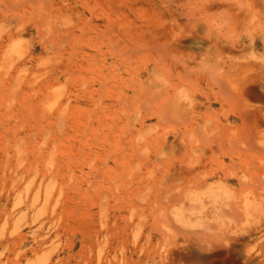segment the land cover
Segmentation results:
<instances>
[{
    "label": "rangeland",
    "instance_id": "obj_1",
    "mask_svg": "<svg viewBox=\"0 0 264 264\" xmlns=\"http://www.w3.org/2000/svg\"><path fill=\"white\" fill-rule=\"evenodd\" d=\"M195 36L259 45L233 68ZM262 40L264 0H0V264L219 263L224 238L244 239L237 264L264 252L256 216H230L264 198V143L239 155L249 107L215 84L263 70ZM219 123L233 154L209 146Z\"/></svg>",
    "mask_w": 264,
    "mask_h": 264
},
{
    "label": "bare ground",
    "instance_id": "obj_2",
    "mask_svg": "<svg viewBox=\"0 0 264 264\" xmlns=\"http://www.w3.org/2000/svg\"><path fill=\"white\" fill-rule=\"evenodd\" d=\"M65 34L64 31H61V35L63 36ZM129 35V34H128ZM127 35V36H128ZM129 37L131 38V36H128L127 39H129ZM133 37V36H132ZM208 37V36H207ZM133 38H131L132 40ZM219 38H212V37H209V38H206L204 36H195L192 38V40L194 42H199L201 41L202 43L203 42H206V45L207 46L205 49H206V52L205 53H209V52H212L214 53L215 55L219 56L220 54H223V53H227L228 55H230V60H231V65L233 68H238V59L240 58L239 57V53L243 52L244 49H246V47H249V48H253V49H258V43L255 41V40H250V42L247 44V42H241V41H238L236 43H229L225 40H218ZM130 40V39H129ZM261 41V40H260ZM262 49L264 50V40H262V43L260 44ZM86 54V53H85ZM87 56V55H86ZM31 58H33V56H31ZM26 60H24L23 62H25ZM27 63V62H26ZM25 64V63H24ZM246 71L244 72V74L238 79V83H236V77H233L232 78V75H228V74H220L216 81H215V84L217 85V88H218V91H219V98L220 99H223L224 96L226 95H232L236 98H238L239 100H241V102H245L246 105L249 107L247 109H242V107L240 106V111H237L236 113V118L241 121V123H245V124H248V128H249V131L252 135V139H253V144L250 143V146L247 144L246 147L243 148V151L244 153H237L239 154L241 157L243 156H248L253 152L257 151V150H254L256 149L257 147H259V145L261 143H264V69L261 70V67H258L256 68V70H254L253 68L251 69L250 66H246ZM227 78H225V77ZM231 79V82L230 80L228 79L229 77ZM249 101H259L261 102L262 104L259 105V106H255V107H251L249 106ZM124 110V109H123ZM134 111V110H133ZM132 111V112H133ZM123 112V111H122ZM130 112V114L132 113ZM125 113V112H124ZM133 114V113H132ZM136 114V112H135ZM124 115V114H123ZM126 116V113L125 115ZM130 115H128L129 117ZM65 117V116H64ZM127 117V116H126ZM55 121H61L60 118L57 116L55 118ZM122 120H120V123H121ZM126 121H129L128 119ZM118 123V124H120ZM125 124V123H124ZM127 124V123H126ZM117 125V124H116ZM122 125H123V122H122ZM121 125V126H122ZM128 125V124H127ZM132 127V125H129ZM116 128L119 129L120 125L117 127L115 126ZM124 127V125H123ZM123 127H122V133H123ZM115 128V129H116ZM125 128H128V127H125ZM133 128V127H132ZM227 128V125L224 124V123H219L218 124V128H217V133L214 134L213 140H211V144H209V146L211 147V149H214V148H224L226 152L224 153H228L229 151L233 154V152H236L232 147H228L227 145L224 144V141H225V137H224V131L226 130ZM133 129H136L135 126ZM136 130H139V129H136ZM135 132H138L136 131ZM126 131V130H125ZM128 131H129V128H128ZM126 131V132H128ZM119 132V130H118ZM117 133V132H116ZM2 134V133H1ZM121 134V133H120ZM128 134V133H127ZM133 134L135 135V133L133 132ZM133 134H131V132H129V136L131 137L134 136ZM137 134V133H136ZM3 135V134H2ZM116 135V134H115ZM118 137L120 138L121 135L117 134ZM124 136V134L121 136V138ZM126 136V135H125ZM124 136V137H125ZM117 137V136H116ZM123 137V139H124ZM128 138V136H126ZM4 138V136H3ZM118 138V139H119ZM120 138V139H121ZM133 138V137H132ZM1 139V138H0ZM116 138H114V140H118ZM131 139V138H130ZM113 140V144H114V147L115 149L118 147H116V144L117 142ZM132 140V139H131ZM134 140V138H133ZM132 140V141H133ZM262 140V142H261ZM128 142H130L129 138L127 140ZM125 142V139L124 141ZM122 141H120L119 143H123ZM116 143V144H115ZM133 143V142H132ZM137 143V141H136ZM120 144L119 147H120ZM126 142L121 144L123 145V147H120L121 148H124ZM128 144H131L128 143ZM128 144H127V147H128ZM135 144V143H134ZM130 146V145H129ZM133 146V148H132ZM131 147H128L129 149H134V147H137V145H132ZM261 146V145H260ZM263 146V144H262ZM261 146V147H262ZM103 147V146H102ZM259 147V148H261ZM102 148H100L101 150ZM104 149V148H103ZM119 149V148H118ZM118 149H116V153L118 152ZM119 149V150H120ZM126 149V148H125ZM258 149V148H257ZM264 149V148H262ZM133 150V151H134ZM137 150V149H136ZM229 150V151H228ZM104 151V150H102ZM101 151V152H102ZM126 151V150H125ZM125 151L123 152V155L125 153ZM259 151V150H258ZM263 151V150H262ZM120 152V151H119ZM68 153V152H67ZM99 153V152H98ZM103 153V152H102ZM130 155H132L134 152H131L129 151ZM137 153V151L134 153V155ZM259 153V152H258ZM261 153V152H260ZM259 153V154H260ZM264 153V151H263ZM69 154V153H68ZM101 154V153H100ZM119 154V153H118ZM122 154V153H121ZM120 154V155H121ZM258 154V155H259ZM262 154V153H261ZM119 155V156H120ZM123 155L121 156L123 158ZM129 155V156H130ZM133 156V155H132ZM254 156L256 157V152H255V155L251 154V157ZM262 156L264 155H261V157H256L258 158L257 160H260V158H262ZM134 157V156H133ZM132 157V158H133ZM252 157V158H254ZM131 158V159H132ZM255 158V159H256ZM121 159V158H120ZM229 159L231 160L230 164L231 165H235L236 161H233V157H229ZM250 159V158H248ZM263 159V158H262ZM260 160V161H263V160ZM252 160V159H251ZM255 160V161H257ZM132 161H134L132 159ZM254 160H252L251 162H253ZM254 163V162H253ZM256 164L258 163V165H254L253 167H250L252 169H250L249 172H251L252 175H254L255 177H258L259 178V181L261 180L259 176H261V174L259 175V173L261 172V166L263 164H261L260 162H255ZM261 165H260V164ZM263 163V162H262ZM249 164L246 162V166H248ZM249 167V166H248ZM247 168V167H246ZM244 173V172H243ZM250 174V173H249ZM248 174V175H249ZM237 175V174H236ZM245 175V174H244ZM251 176V175H250ZM231 177V176H230ZM235 177V176H234ZM248 177V176H247ZM236 178V177H235ZM238 178V183L242 186V182H241V179L237 176ZM249 178V177H248ZM253 178V177H252ZM261 178L263 179V174L261 176ZM248 180V179H247ZM253 181V179H251ZM255 180V179H254ZM264 180V179H263ZM223 181L225 182H222L220 183V186L222 187L221 190L223 191H227L229 192V188L227 187L226 183H229V176L228 175H225L224 178H223ZM256 181V180H255ZM258 182V181H256ZM225 183V184H224ZM253 183V182H252ZM256 184V183H255ZM258 185V184H257ZM255 189V187H254ZM255 190H253V192L251 193H255L254 192ZM249 199V198H248ZM172 200V199H171ZM229 204V203H228ZM226 204V205H228ZM222 208V207H221ZM224 209V208H223ZM231 210H233V214H230V216H236V217H239V216H251L252 218L254 216V221L256 223H254V226H252V231L246 236L247 238H250L254 235H257L256 233H261L262 231H264V217H263V223H261V226H257L259 224V220L258 217H262L264 216V198H257L256 195L254 194L249 200H241V201H238L235 203V205L233 207L230 208ZM223 212V211H221ZM235 218V217H233ZM238 218H235L234 220H236ZM236 222V221H235ZM234 223V222H232ZM219 224H222L221 222H219ZM235 224V223H234ZM196 234V233H194ZM203 234H199V231L196 235L197 238H201ZM257 239V237H256ZM244 239H240V238H224V241L227 243V248H229V257L227 258H223V259H220V261L218 260L219 263H208V264H237V259L235 258V256H233L236 252H237V249H236V246L237 244H242V241ZM204 244L203 243H200L199 244V248L202 247ZM216 248V247H215ZM226 248V249H227ZM221 251V250H220ZM218 252V251H217ZM227 252V251H225ZM208 254V253H207ZM213 254V253H212ZM216 254V253H215ZM225 254V253H224ZM227 254V255H228ZM199 255V254H198ZM197 255V256H198ZM221 254H217V258H221L220 257ZM200 256V255H199ZM208 256V255H207ZM225 256V255H223ZM201 257V256H200ZM204 257V256H202ZM213 257V256H212ZM216 257V256H215ZM215 257H213L212 259H215ZM207 258V257H206ZM218 258V259H219ZM200 259V258H198ZM166 260H168L171 264H173V259L171 257L170 254H168L166 256ZM203 260V259H201ZM199 260V263L200 264H203V262ZM208 260V259H207ZM210 261V260H209ZM255 261V262H254ZM168 262V263H169ZM176 262V261H175ZM197 262V261H196ZM205 262V260H204ZM192 263V262H190ZM195 263V262H194ZM177 264H181V262H177ZM207 264V263H206ZM243 264H264V252L260 251V252H257L255 254H246L244 255L243 257Z\"/></svg>",
    "mask_w": 264,
    "mask_h": 264
}]
</instances>
